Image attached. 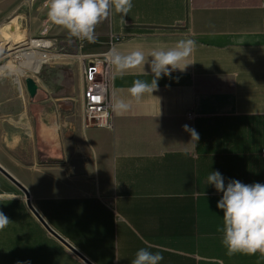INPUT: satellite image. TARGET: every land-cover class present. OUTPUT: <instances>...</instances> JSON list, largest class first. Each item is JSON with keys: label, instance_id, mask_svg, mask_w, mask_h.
I'll return each mask as SVG.
<instances>
[{"label": "crops", "instance_id": "1", "mask_svg": "<svg viewBox=\"0 0 264 264\" xmlns=\"http://www.w3.org/2000/svg\"><path fill=\"white\" fill-rule=\"evenodd\" d=\"M109 35L123 53L147 55L180 39L196 47L184 71L162 75L140 102L127 90L136 79L151 83L149 64L123 75L112 65L113 100L131 106L114 112L112 128H88L76 151L61 142V103H0V164L93 264H131L144 247L160 252V264H264L259 253L227 254L217 230L221 194L207 185L211 171L225 183L264 184L262 0H133L127 16L111 10ZM37 137L50 147L46 160ZM7 181L0 173V211L10 220L0 230V264H88Z\"/></svg>", "mask_w": 264, "mask_h": 264}, {"label": "clouds", "instance_id": "2", "mask_svg": "<svg viewBox=\"0 0 264 264\" xmlns=\"http://www.w3.org/2000/svg\"><path fill=\"white\" fill-rule=\"evenodd\" d=\"M47 6L48 19L53 24L62 26L71 36L92 41L96 25L106 19L113 8L116 13L127 16L133 8V0H48ZM195 47L192 39H180L173 48L153 49L147 55L140 49L123 53L112 47L106 54V60L120 75L149 64L153 74L151 83L136 79L127 90L133 100L140 102L145 94L152 95L158 89V80L162 75L170 76L176 70L184 71L191 64L186 61ZM131 102L114 99L112 110L117 115L122 114L130 108ZM189 131L192 139L198 141V133L194 129ZM207 185H213L216 192L221 194L216 207L223 213V227L217 230L223 233L221 243L227 254L259 253L264 258V184H245L239 180L225 183V177L219 171H211L207 176ZM203 195L206 197L207 193L203 192ZM15 198L10 197V200ZM9 222V218L0 211V230ZM162 260L159 251L153 253L144 247L137 250L131 264H160Z\"/></svg>", "mask_w": 264, "mask_h": 264}, {"label": "rangeland", "instance_id": "3", "mask_svg": "<svg viewBox=\"0 0 264 264\" xmlns=\"http://www.w3.org/2000/svg\"><path fill=\"white\" fill-rule=\"evenodd\" d=\"M47 5L48 0H0V42L3 43V47L0 48V103L8 101L61 103L63 108L61 142L63 147L67 146L76 151L79 146H85V132L88 129L84 124L81 73L85 57L52 58L43 62L37 72L27 69L21 82L15 81V76L10 70L4 69V64L23 52L20 46L27 41L22 38L23 34L52 41L54 45L49 49L62 54L84 56L101 53L108 49L110 43L109 16L96 25L92 41L82 40L71 36L62 26L53 24L48 19ZM17 38L19 40L16 42ZM27 51L29 50L24 52ZM28 77L34 78L38 84V91L34 97L30 96L26 87ZM35 144L41 153L40 156L44 157L42 159L46 160L50 153L49 145L38 137Z\"/></svg>", "mask_w": 264, "mask_h": 264}, {"label": "built area", "instance_id": "4", "mask_svg": "<svg viewBox=\"0 0 264 264\" xmlns=\"http://www.w3.org/2000/svg\"><path fill=\"white\" fill-rule=\"evenodd\" d=\"M262 5L264 6V0H262ZM119 40L118 36H111L107 50L98 54L85 55L82 73L84 78V124L87 128L113 127V71L112 65L106 60V54L113 47L114 42ZM49 44L50 46L54 45L52 41H49ZM2 45L3 43L0 42V48L3 47ZM86 58L88 59L86 60ZM188 115L193 116L192 113H188Z\"/></svg>", "mask_w": 264, "mask_h": 264}, {"label": "bare ground", "instance_id": "5", "mask_svg": "<svg viewBox=\"0 0 264 264\" xmlns=\"http://www.w3.org/2000/svg\"><path fill=\"white\" fill-rule=\"evenodd\" d=\"M28 35L23 34L22 38H25L27 41L24 42L20 47V50L23 52L18 53L13 57L14 60H11L9 63L4 64V69L10 70L11 73L15 76L16 82H21L23 77L26 74L27 69H31L37 72L40 69V66L43 62L53 58L64 56L67 54H62L56 51L49 49L51 46L49 41H44L40 39H36L34 37H30ZM16 40V39H15ZM19 39L17 38L16 42ZM25 50H29L24 52ZM67 56H77L78 59H83L85 57L82 55H67ZM83 61V60H82ZM15 62H17L15 64ZM2 67V66H1ZM3 68V67H2Z\"/></svg>", "mask_w": 264, "mask_h": 264}, {"label": "water", "instance_id": "6", "mask_svg": "<svg viewBox=\"0 0 264 264\" xmlns=\"http://www.w3.org/2000/svg\"><path fill=\"white\" fill-rule=\"evenodd\" d=\"M26 87L31 97H34L38 91V84L35 79L32 77H28L26 79ZM0 173L5 176L9 181H11L15 186H17L20 190H22L26 196L27 203L30 209L34 212V214L38 217V219L42 222V224L46 227V229L54 235L57 239H59L65 246H67L70 250H72L77 256H79L83 261L88 264H93L85 255H83L76 247H74L70 242H68L65 238H63L60 234H58L40 215V213L36 210L31 202V196L29 190L6 168H4L0 164Z\"/></svg>", "mask_w": 264, "mask_h": 264}]
</instances>
